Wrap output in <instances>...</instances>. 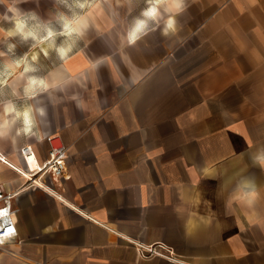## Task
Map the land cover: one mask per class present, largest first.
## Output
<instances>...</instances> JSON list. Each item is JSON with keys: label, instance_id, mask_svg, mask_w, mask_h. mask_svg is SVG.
<instances>
[{"label": "crops", "instance_id": "1", "mask_svg": "<svg viewBox=\"0 0 264 264\" xmlns=\"http://www.w3.org/2000/svg\"><path fill=\"white\" fill-rule=\"evenodd\" d=\"M188 3L176 34L129 46L134 4L106 0L84 46L62 63L50 52L43 138L4 141L0 154L29 173L21 146L41 163L44 136L57 134L67 176L28 191L0 161L1 189L21 190L0 264H264V170L252 161L264 149V0ZM34 50L40 64L46 50ZM13 71L0 77L5 94L26 86ZM133 243L173 259H143Z\"/></svg>", "mask_w": 264, "mask_h": 264}, {"label": "clouds", "instance_id": "2", "mask_svg": "<svg viewBox=\"0 0 264 264\" xmlns=\"http://www.w3.org/2000/svg\"><path fill=\"white\" fill-rule=\"evenodd\" d=\"M25 2L26 0H0V5L4 6V10L0 12V22L11 25L8 28L0 27V43L6 49L0 51V72L19 69L27 76L26 86L22 89H10L7 94L0 91V144L10 141L14 145L21 137L41 140L44 129L48 127L47 111L40 98L47 94L49 85L45 76L38 75L42 68L37 63V57H29L27 53L17 57V45L8 41L12 38L18 39L21 44L32 41L30 49L43 46L48 50L43 55L48 56L50 52H54L62 63L75 52L92 27L88 11L89 0H54L58 9L54 15V23L53 20L42 21L35 11L21 8L20 5ZM133 2L134 0H128L129 4ZM142 3L143 7L132 17L122 37L129 46L136 45L152 32L159 31L165 38L176 34L177 18L190 7L188 0H142ZM37 100L41 101L39 105L35 103ZM68 100L75 102L76 95H71ZM252 161L264 170V149L258 150L252 156ZM248 185L252 186V190L245 194L257 195L255 183L245 179L244 187L247 188ZM237 187L240 190L241 186ZM245 203L250 206L253 201L247 200Z\"/></svg>", "mask_w": 264, "mask_h": 264}, {"label": "built area", "instance_id": "3", "mask_svg": "<svg viewBox=\"0 0 264 264\" xmlns=\"http://www.w3.org/2000/svg\"><path fill=\"white\" fill-rule=\"evenodd\" d=\"M44 139L48 145L47 158L40 163V168L35 169L38 171L36 177L41 181V178L46 175L55 181H59L61 178L67 176L68 148L57 134H47L44 136ZM19 155L27 164L29 158L37 161L35 152L30 144L21 146ZM16 171L19 170L17 169ZM14 196L9 192H4L0 187V247H4L16 236L15 214L17 209L12 206ZM152 245L153 247L163 246L162 244ZM137 249L140 250V247H137ZM149 252L153 253L151 251Z\"/></svg>", "mask_w": 264, "mask_h": 264}, {"label": "rangeland", "instance_id": "4", "mask_svg": "<svg viewBox=\"0 0 264 264\" xmlns=\"http://www.w3.org/2000/svg\"><path fill=\"white\" fill-rule=\"evenodd\" d=\"M104 1L106 0H89V3H90V8H89V16L90 15H93V9L96 8L99 4L103 3ZM114 1H117V0H114ZM125 1L126 0H120V3L121 5H124L125 4ZM134 4V10H133V14H131L128 18V26L131 22V19L132 17L136 16L139 12V10L143 7V3H142V0H134L133 2ZM21 8H23L24 10H31V11H35L37 13V15L40 17V19L42 21H49V20H53V23H54V15L56 13V11L58 10L57 9V6L55 5V2L54 0H26L25 3H22L20 5ZM4 10V6L3 5H0V12H2ZM62 10V9H61ZM0 27L2 28H8V27H11V25L9 24H6V23H2L0 22ZM12 42V43H16L14 39H10L8 42ZM58 42H59V38H58ZM83 44H79V45H82L84 46L85 42H82ZM86 43H88L86 41ZM31 44H32V41H29L28 44H16L17 46H21V51H22V55L24 54H28V56L31 54L33 55L35 50L34 49H30L31 48ZM42 47V46H41ZM39 47L37 48L38 50H42L43 52H47V49L44 48V50ZM36 49V50H37ZM40 53H42L40 51ZM17 56V55H16ZM9 58V57H8ZM46 59L42 60L40 64H38L39 66H41L42 68V71L40 73H38V75H41V76H44L48 71H50V69L54 66V64L51 62L52 61V58L50 56V54L48 56L45 57ZM2 63V61L0 62ZM44 67V68H43ZM14 75V71H7L6 73L5 72H0V77L2 78H8V77H13ZM6 170H8L11 174L12 172L6 168ZM41 182L46 185L47 187H50L52 189H56V187H58V181H55L53 179H51L50 177L44 175L42 178H41ZM30 182H22L23 185L28 186L27 190L30 191V190H34L33 186L34 185H30L29 184ZM56 186V187H55ZM52 191V190H51ZM50 194V193H49ZM19 210V208H18ZM151 245V244H150ZM157 246V245H155ZM3 248H6L8 249L9 247H0V255L2 254H5V250H3ZM160 250H158V253L157 255L153 254V253H150L149 251H146L144 248H140V250H137L138 252V255L143 258V259H150V258H161V259H164V260H170V259H173V254H170L168 253V251H166L165 249H168V248H159ZM171 251H173L171 249ZM27 264H37V263H27Z\"/></svg>", "mask_w": 264, "mask_h": 264}, {"label": "bare ground", "instance_id": "5", "mask_svg": "<svg viewBox=\"0 0 264 264\" xmlns=\"http://www.w3.org/2000/svg\"><path fill=\"white\" fill-rule=\"evenodd\" d=\"M0 161L4 164H6L7 166H9L10 168H12L16 173L17 175L24 181H29L31 183H29L30 185H33L32 183H35L34 186H37V187H44V185L41 183L40 180L37 179L36 175L38 174V171L35 170L37 168H40V163L36 160H33V159H30L29 158V166L31 167V172H26L25 170H23L22 168H20L19 166H16L14 165L13 163H11L9 160H7L3 155L0 154ZM19 170V171H16V170ZM28 183V182H27ZM29 185H27V188H28ZM22 189V187L20 188ZM23 190V189H22ZM21 190H18V191H15V192H9L10 194H13V195H16L20 192ZM135 246L137 247H140V248H144L145 250H149L151 252H153L155 255L159 254L158 253V250H160L159 248L163 249L164 247H153V245H148V246H142L140 244H137V243H133ZM4 249V248H3ZM138 250V249H137ZM166 251H168V253L170 254H173V252L171 250H167L165 249ZM171 251V252H170Z\"/></svg>", "mask_w": 264, "mask_h": 264}]
</instances>
